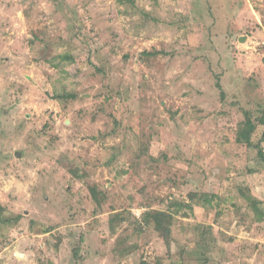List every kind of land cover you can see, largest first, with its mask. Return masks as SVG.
I'll return each mask as SVG.
<instances>
[{"label":"rangeland","instance_id":"1","mask_svg":"<svg viewBox=\"0 0 264 264\" xmlns=\"http://www.w3.org/2000/svg\"><path fill=\"white\" fill-rule=\"evenodd\" d=\"M0 204V264H264V0H0Z\"/></svg>","mask_w":264,"mask_h":264},{"label":"trees","instance_id":"2","mask_svg":"<svg viewBox=\"0 0 264 264\" xmlns=\"http://www.w3.org/2000/svg\"><path fill=\"white\" fill-rule=\"evenodd\" d=\"M146 54H150V53H146ZM62 57L65 58V59H71V57L69 55H67V54L63 55ZM63 96H62V98L65 97V96L64 97ZM68 96L74 97L73 95H68ZM55 97L56 98H61V96H58V95H56ZM255 128H256V125L253 124L250 120H247L244 123V127L238 132L237 142L245 143L248 146H250L251 145V135H252L253 131L255 130ZM260 152H259V154H262ZM4 211H5V208L0 204V226H1V224H4V223L7 222V219L4 217ZM156 214H158L157 211H149V212L145 213V215L143 217V219L145 221V224H147V225L152 224V218ZM16 219H18V217ZM152 225L156 226L158 224H157V222L153 221ZM164 230H162V232H161L163 235H165L167 232H169L168 228L164 229ZM77 253H78V251L76 250L75 251V256L77 255Z\"/></svg>","mask_w":264,"mask_h":264},{"label":"water","instance_id":"3","mask_svg":"<svg viewBox=\"0 0 264 264\" xmlns=\"http://www.w3.org/2000/svg\"><path fill=\"white\" fill-rule=\"evenodd\" d=\"M18 256H19V257H21L22 255H21V254H19Z\"/></svg>","mask_w":264,"mask_h":264}]
</instances>
